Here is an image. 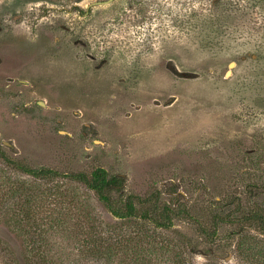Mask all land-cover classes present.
<instances>
[{"label": "rangeland", "instance_id": "1", "mask_svg": "<svg viewBox=\"0 0 264 264\" xmlns=\"http://www.w3.org/2000/svg\"><path fill=\"white\" fill-rule=\"evenodd\" d=\"M74 1L0 0V153L60 175L104 168L126 177L127 193L179 192L205 225L215 198L254 207L244 205L264 197V0ZM19 197L44 224L65 214L75 233L86 210L112 220L83 185L35 181L0 156V238L18 252L4 219ZM53 239L79 258L80 236ZM157 242L129 248L124 264H168ZM228 251L221 264H240Z\"/></svg>", "mask_w": 264, "mask_h": 264}, {"label": "trees", "instance_id": "2", "mask_svg": "<svg viewBox=\"0 0 264 264\" xmlns=\"http://www.w3.org/2000/svg\"><path fill=\"white\" fill-rule=\"evenodd\" d=\"M77 1L80 0L74 2ZM0 156L35 181L64 177L83 185L112 218L104 221L86 210L79 214L82 225L75 233L66 227L65 214L50 216L52 220L44 224L43 217H38V212L30 208L33 199L19 197L13 208L6 210L4 220L18 239L20 250L16 251L0 238V264H124L129 248L145 249L157 241L163 252L172 254L168 264H221L223 254H227L229 249L228 256H236L240 264H264L263 195L246 199L244 206L253 203L252 208L241 209L240 200L238 209L234 211L227 210V204L215 198L212 202L215 206L208 212L209 224L205 225L199 223L188 209L192 199L181 196L179 192L168 193L173 198L170 201L163 196L164 190L141 196L127 193L125 176L111 175L104 168L95 169L90 176L85 173L60 175L48 168L36 170L25 167L3 153ZM79 206L86 207L82 202ZM177 221H185L184 230L176 227ZM227 226L234 228L221 238ZM53 234L69 241L80 236V244L76 247L79 258L63 257L65 249L61 241L52 240ZM227 238L228 241L222 242ZM249 252L251 257H247ZM199 258L204 262L199 263ZM134 261L138 262V257Z\"/></svg>", "mask_w": 264, "mask_h": 264}, {"label": "water", "instance_id": "3", "mask_svg": "<svg viewBox=\"0 0 264 264\" xmlns=\"http://www.w3.org/2000/svg\"><path fill=\"white\" fill-rule=\"evenodd\" d=\"M113 0H109V1H107V2H105V3H110V2H112Z\"/></svg>", "mask_w": 264, "mask_h": 264}]
</instances>
